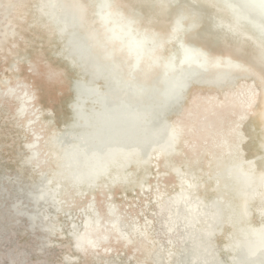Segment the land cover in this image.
<instances>
[{"label": "bare ground", "instance_id": "6f19581e", "mask_svg": "<svg viewBox=\"0 0 264 264\" xmlns=\"http://www.w3.org/2000/svg\"><path fill=\"white\" fill-rule=\"evenodd\" d=\"M38 5L44 17L39 20L56 32L60 53L78 77L71 82L70 120L61 128L54 110L40 103L37 88L16 82L26 90L17 96L15 114L30 136L22 164L39 175L25 177L21 168L20 175L3 178L14 177L19 194L31 203L30 212L21 207L24 218L66 241L73 253L66 256L68 264L79 261V244L106 230L108 244L114 238L133 246V259L145 252L138 264H171L175 241L153 250L151 204L160 189L177 188L184 178L202 186L198 195L209 203L211 220L196 231L198 243L174 258L176 264L207 252L217 264H264V0H39ZM248 78L254 80L240 85ZM10 81H1L2 97L17 92ZM242 86L257 96L238 101ZM198 102L204 107L197 116ZM218 102L227 103L216 114L219 125L207 129L206 121L194 134L189 122L213 114L209 105ZM253 187L257 191L250 194ZM84 199L78 217L73 207ZM134 199L141 205L133 215L126 202ZM165 225L164 232H171ZM97 254L93 257L104 256Z\"/></svg>", "mask_w": 264, "mask_h": 264}, {"label": "rangeland", "instance_id": "374dc122", "mask_svg": "<svg viewBox=\"0 0 264 264\" xmlns=\"http://www.w3.org/2000/svg\"><path fill=\"white\" fill-rule=\"evenodd\" d=\"M6 1L0 0V87H4L1 81L6 79H11L10 83L16 87L18 81H25L30 85H34L39 91L40 103L45 108L54 110L56 123L61 128L63 123L70 120L69 104L74 97L71 82L74 77L77 78L78 76L69 64L68 59L60 53L62 42L56 32H52L47 24H43L47 23L46 20L43 22L39 20L44 19L40 15V9L37 8L39 0H8L12 4L7 6ZM7 29L11 32L14 30V33L6 34ZM252 80L254 79L240 80V85H244L245 82L251 83ZM17 88V92L11 98L9 96L2 97L0 93V264H68L66 256H73V253L69 252L66 247V241L51 236L38 228L39 223L34 225L31 219L27 217L28 215L24 218V215L27 214H24L26 212H24V208L29 210L27 212H30L31 203L26 200L24 193L19 194L17 190L19 184L17 185L18 182L14 177L9 180L3 178L4 175L8 174L11 176L20 175L21 168L24 169L25 177L30 178L32 176L36 178L39 175L38 169L31 172L32 167L22 164L27 155L25 143L30 139V136L26 137L29 134L15 114L17 96H21L22 92L26 90L23 85H19ZM241 88H238L240 91L235 95L238 101L245 103L247 98L246 103H248L250 99L252 100V97L257 96L255 89L246 86ZM220 105L222 104H219V102L209 105L211 108L214 106L212 108L213 114L210 112V114L202 113V117H198L196 122H189V125L194 128V134L197 133L198 135L200 124L205 126L206 121V124L209 125L206 127L207 129H210V125H219L216 114L222 111L227 103ZM197 106H200L195 111L198 116L204 105L198 102ZM227 110L229 115L232 116V110L229 107ZM171 178L174 180L173 177ZM150 181L153 183L154 179L152 178ZM200 187L202 186L196 184L195 181L189 184L184 178H181L177 188L160 189L157 192L158 196L152 201L153 229L150 231V235L157 243L153 250H157L158 244L165 243L167 240L175 241L176 244L173 245L170 252L169 260L171 264H176L175 257L183 255L186 250L191 249L195 243H198L200 238L198 235L194 236L196 231H200L199 228L207 222V219L208 224L210 223L211 219L208 218L211 213L209 210L210 205L209 203L205 204L200 199L201 197L198 195ZM253 188L249 189L250 194L257 191ZM117 190H119V193ZM21 195L22 197H20ZM116 195L119 197L115 196V200L119 203L122 202L123 199H121V192L118 188L116 189ZM101 196L99 194L100 198ZM23 197L24 201L21 199ZM144 199L141 195V200ZM85 202V199L80 200V204L73 207L74 215L77 214L78 217H81L80 211L86 205ZM126 203L130 206V209L126 207V211L128 213L132 212L133 215L134 206L136 204L141 205L135 199L128 200ZM23 206L24 208H21ZM100 207L104 211L103 203L100 204ZM249 209L250 204L247 206L248 211ZM50 210L52 211V209ZM193 218L195 219L192 221ZM67 219V216H62L60 221L65 220L68 224ZM127 220L131 222L132 219L127 216ZM165 223L171 226V232H164ZM142 224L145 225L146 220H143ZM104 225L108 227L107 224ZM67 226L68 228H65L66 233L69 231V225ZM33 229L37 230L34 231ZM110 238L111 234L106 230L104 235L95 232L90 241L77 244V253L79 251L80 259L74 264H138L137 261L144 259L145 252H138L136 258L133 259L131 257L134 254L132 245L124 246L121 242H115L114 238L108 244L107 241ZM50 241H52V244H50ZM77 241L81 242V238ZM111 252L114 253L109 255L108 253ZM97 253L104 256L93 257ZM195 253L200 254V251ZM147 262V264H155L151 260ZM217 262L216 259L210 258V252H207L204 255L191 256L184 263L217 264Z\"/></svg>", "mask_w": 264, "mask_h": 264}]
</instances>
